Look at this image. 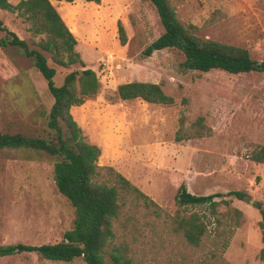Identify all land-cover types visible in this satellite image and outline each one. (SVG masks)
<instances>
[{"label":"rangeland","instance_id":"obj_1","mask_svg":"<svg viewBox=\"0 0 264 264\" xmlns=\"http://www.w3.org/2000/svg\"><path fill=\"white\" fill-rule=\"evenodd\" d=\"M169 1L180 21L197 27L196 35L244 47L264 60V0ZM52 3L76 38L74 50L100 81L97 94L71 107L85 139L100 148L97 181L113 184L104 168L111 166L149 199L120 193L104 250L107 264H114L112 252L128 264H264V219L253 205H264V163L249 158L264 146V70L184 69V56L175 48L143 54L163 32L149 0ZM0 19L45 55L56 69V84L81 67L56 64L40 45L47 34L29 29L33 21L2 8ZM5 34L0 30V38ZM131 80L160 83L174 103L114 98L117 85ZM52 102L32 59L16 46H0V131L51 137L46 117ZM195 128L200 136L176 139L177 132ZM55 159L40 150L0 149V245L56 242L72 228L75 210L54 183ZM181 183L198 195L245 190L248 196L220 201L215 211L206 204L180 206L175 194ZM191 213L205 224L198 244L189 243L176 223ZM0 264L86 263L81 257L54 261L20 252L0 256Z\"/></svg>","mask_w":264,"mask_h":264},{"label":"trees","instance_id":"obj_2","mask_svg":"<svg viewBox=\"0 0 264 264\" xmlns=\"http://www.w3.org/2000/svg\"><path fill=\"white\" fill-rule=\"evenodd\" d=\"M149 1L156 9L163 32L144 49L143 54L149 55L154 49L175 48L184 56L181 62L184 69L205 72L220 69L232 74L264 70V60L258 62L248 49L196 35L194 30L197 27L192 23L180 21L169 0ZM0 8L16 12L24 16V19L33 21L34 24L29 27L33 33H46L48 38L40 45L52 53V59L56 64L69 67L79 63L81 66L66 72L61 83L56 84L54 80L56 69L48 63L45 55L30 48L24 39L9 30L0 19V30L6 32L0 38V46H16L30 57L34 67L45 79L48 91L53 97L46 117V125L53 132L51 137L0 131V149L8 147L40 150L56 156L57 159L53 162L54 183L75 210L72 228L66 230L59 241L0 245V256L37 252L43 258L54 261H71L81 257L86 264H107L104 250L107 240L112 235V221L118 214L120 193H131L144 199H148V196L111 166L104 168L108 171L113 184L97 181L101 168L97 164L100 148L85 139L81 127L72 115L71 107L98 93L99 78L94 69L84 66L79 53L74 50L75 36L50 0H20L16 4L0 0ZM118 30L123 44L126 39L123 26L119 25ZM63 54H66V59L63 58ZM114 98L122 100L139 98L164 105H171L175 101L171 95L164 92L160 83L140 80L118 84ZM200 134L199 129L195 128L183 135L177 132L176 139L196 137ZM249 158L264 163V146L258 145L256 150L251 151ZM247 196L245 190L198 195L189 192L186 185L181 183L176 191L175 201L180 206L206 204L215 211L220 201L226 203L232 198L244 200ZM216 197L221 199L217 200ZM253 205L264 219V205L258 201ZM234 211L237 214L241 213L238 209ZM176 223L189 243L200 242L205 232V224L197 213L181 216L176 219ZM261 224L263 225V222ZM260 256L264 259V248L261 249ZM110 257L114 264L129 262L117 252H112Z\"/></svg>","mask_w":264,"mask_h":264},{"label":"crops","instance_id":"obj_3","mask_svg":"<svg viewBox=\"0 0 264 264\" xmlns=\"http://www.w3.org/2000/svg\"><path fill=\"white\" fill-rule=\"evenodd\" d=\"M52 3V0H50ZM56 2H67L68 6L71 5V1H65V0H55ZM53 4V3H52ZM69 28V27H68ZM71 31V30H70ZM79 125V124H78Z\"/></svg>","mask_w":264,"mask_h":264},{"label":"water","instance_id":"obj_4","mask_svg":"<svg viewBox=\"0 0 264 264\" xmlns=\"http://www.w3.org/2000/svg\"><path fill=\"white\" fill-rule=\"evenodd\" d=\"M259 62V61H258ZM252 202V200L250 199V203Z\"/></svg>","mask_w":264,"mask_h":264}]
</instances>
